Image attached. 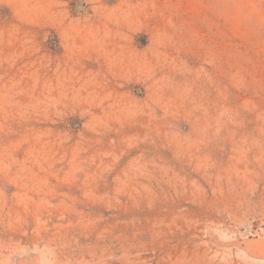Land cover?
<instances>
[{
	"label": "rangeland",
	"instance_id": "rangeland-1",
	"mask_svg": "<svg viewBox=\"0 0 264 264\" xmlns=\"http://www.w3.org/2000/svg\"><path fill=\"white\" fill-rule=\"evenodd\" d=\"M0 264H264V0H0Z\"/></svg>",
	"mask_w": 264,
	"mask_h": 264
}]
</instances>
